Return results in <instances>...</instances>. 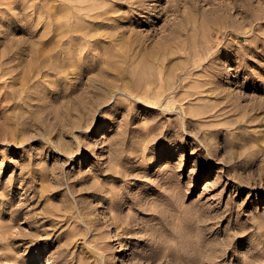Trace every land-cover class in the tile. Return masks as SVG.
Masks as SVG:
<instances>
[{"label": "rangeland", "instance_id": "374dc122", "mask_svg": "<svg viewBox=\"0 0 264 264\" xmlns=\"http://www.w3.org/2000/svg\"><path fill=\"white\" fill-rule=\"evenodd\" d=\"M71 28L76 86L0 87V264H264V0H0L9 69Z\"/></svg>", "mask_w": 264, "mask_h": 264}, {"label": "bare ground", "instance_id": "6f19581e", "mask_svg": "<svg viewBox=\"0 0 264 264\" xmlns=\"http://www.w3.org/2000/svg\"><path fill=\"white\" fill-rule=\"evenodd\" d=\"M93 7H94L93 5H90L87 7H82V9L84 10V8H87V11H85V13H87V15L90 16L92 15L91 10L93 9ZM111 11L112 9L110 10V12ZM110 12H108L107 8H105L104 11L98 12L96 15H94V17H97V15H101L103 13L107 14V16L112 17V14ZM116 18L118 19V17ZM93 19H96V21L99 22L97 18H93ZM93 19H91V21ZM43 36H46V35H43ZM34 37L36 38V36ZM34 37L32 36L31 39L33 40ZM31 39H28L27 41H30ZM102 40L106 41L107 40L106 36L101 37V35L98 33L88 34L85 32H81V30L79 29H74V28H71V29H68L66 31H62L59 33H55L52 36L43 38L45 45H39L37 43L38 44L37 46L36 45L33 46L34 47L33 49L35 50H31V52H28L29 58L26 61L27 62L26 65L17 70H16V67L12 68L13 67L12 65H10L12 66L11 67L12 69L11 68L9 69L8 63L12 64L11 62H13V61L10 62L9 60V58L13 57V56L11 57L12 54L10 52H12L13 50L11 49L10 52H5L7 49L5 48L3 50L5 54L1 51L4 54V55L1 54V56L3 55L2 56L3 61L2 60H1L2 62L0 61L1 62L0 63L1 64L0 66V87H2L1 95H4L3 92L7 90V87L10 88L8 85L9 83L8 75L10 74H12V77H11L12 82H17L20 84L19 87H17L18 91H16V93L19 92L18 93L19 100H22L26 97L27 98L31 97V95L35 94L36 92L38 93L40 98L47 97L50 94V91L55 92L52 95L53 97L56 95L58 97L60 95H63L66 90L72 89L74 86L77 85L76 81L82 79L84 70L88 68L89 63L91 61H95V57L97 56L96 55L97 53H93L95 51L94 47H96L98 43ZM33 43L34 42L32 41L30 45L32 46ZM39 43L41 42L39 41ZM22 46L24 47L25 44ZM23 47L21 50H18L17 55H19V58L16 57V59L17 58L21 59L26 55V50H24ZM77 49H78V52H76ZM169 53H174V51H170ZM8 54L9 55L11 54L9 58H8ZM39 82L41 83L44 82L45 85L43 86V84H40L42 85L41 87L38 84ZM36 85H38V87ZM14 87H15V84H14ZM17 88L15 90H17ZM4 89L5 91H3ZM13 90L14 89H12L11 91ZM7 91H9V89ZM164 95H165V89L157 91V95L155 98V100H157L156 104H158V102L164 97ZM35 97H38V96H35ZM18 99L16 98L14 100H18ZM91 102L93 105V100ZM86 103L83 107H81V111L79 112H77V109H68L65 111L64 114H61V117L59 119L61 126H65V124L68 123L69 127H72V128H74L75 126L77 127L78 120L75 121L73 118V115L76 116V115H79L80 113H82L81 115H83V111L88 107V104Z\"/></svg>", "mask_w": 264, "mask_h": 264}]
</instances>
